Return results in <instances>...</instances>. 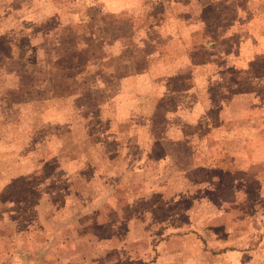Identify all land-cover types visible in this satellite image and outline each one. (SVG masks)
Returning <instances> with one entry per match:
<instances>
[{
    "label": "rangeland",
    "instance_id": "obj_1",
    "mask_svg": "<svg viewBox=\"0 0 264 264\" xmlns=\"http://www.w3.org/2000/svg\"><path fill=\"white\" fill-rule=\"evenodd\" d=\"M167 1L0 0V264H264L261 102L167 88L196 45ZM127 117L169 131L153 159Z\"/></svg>",
    "mask_w": 264,
    "mask_h": 264
},
{
    "label": "crops",
    "instance_id": "obj_2",
    "mask_svg": "<svg viewBox=\"0 0 264 264\" xmlns=\"http://www.w3.org/2000/svg\"><path fill=\"white\" fill-rule=\"evenodd\" d=\"M243 1L244 2H240L239 0H180L179 2L182 3H178V1L175 3L177 8L181 10L183 18L189 19L187 22V39L185 42H192L196 45L186 49L188 52L187 63L172 72L173 74L167 79V84H169L167 88L173 93L183 95L186 92L185 90L192 92L193 89L191 88L195 85V88L202 85L203 87L201 86L200 88L207 89V86L210 84V90L213 91L212 94L209 95V98L212 97L210 102H215V93L217 90H222L223 82L226 79L230 84L229 89L241 88V91H251L250 93H246L245 96L261 102L262 106H259L255 110L260 113L258 120L264 121V97L255 95L254 92L256 88L264 91V2L257 4L253 0ZM159 3L162 6L161 10H159L160 13L166 15L167 11L170 9L168 5L169 1L159 0ZM170 44V40L166 39L163 45L169 47ZM191 45L192 44H188V46ZM142 51L143 48H138L136 53L141 52V54H143ZM122 52L123 51L120 53L113 52L112 56L116 58L120 56ZM107 54V58L104 57L103 60L109 61L110 52H107ZM105 67L106 65L104 62L101 68L103 72L109 76V79L112 80L114 75H116L115 67L112 66L110 70ZM152 68L153 67L149 69L151 72ZM150 71L148 72L151 73ZM179 72H181V75H179ZM182 75L185 77L182 78ZM203 93L205 94L206 92L204 91ZM245 96H234L228 104L224 105L225 110L227 109L230 113V103H232L234 107L237 105L238 101L243 104V107L238 109L239 114L241 111H244L246 114L253 116L255 110L249 111L244 106V101L246 100ZM236 97L240 99L237 100ZM104 105H106V103ZM247 105L253 106V102ZM257 105L259 104L256 103V106ZM129 107L133 108L130 113L134 116L142 114L144 117H147L152 114L154 115L153 112L155 111V107H152L150 111H141V107H138L136 104L133 105V103H131ZM125 110L127 111V108ZM221 111L223 110L221 109ZM221 113L219 114V120L221 119L220 124L222 125L225 119ZM125 120L129 128L125 132L117 130L119 146L123 144V139L121 138L123 136L139 139L134 147L140 151L141 159H153V148L157 147L159 138L165 139L164 135L169 134V131H157L155 128L156 122L154 123L153 121L154 119L151 120L150 127L143 130L142 127L137 126L136 118L131 124H129L128 117ZM229 120L232 119L230 116H227L226 121ZM246 120L252 122L251 120H253V117H247ZM89 122L90 119L86 121L88 124ZM136 126L137 129H135ZM100 131L101 130H99V132ZM96 132L98 133V131H93L92 133ZM168 138H171V136ZM250 138H252L250 134L245 137L246 145H250L248 141ZM177 140L170 141L166 139V142L172 145H179L178 151L176 152L182 154L185 148H182L183 143Z\"/></svg>",
    "mask_w": 264,
    "mask_h": 264
}]
</instances>
